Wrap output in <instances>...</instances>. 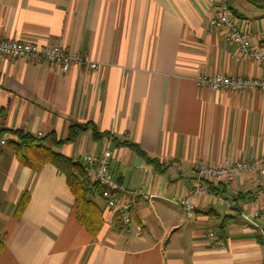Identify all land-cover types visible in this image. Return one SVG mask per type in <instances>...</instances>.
Masks as SVG:
<instances>
[{
	"label": "crops",
	"instance_id": "crops-1",
	"mask_svg": "<svg viewBox=\"0 0 264 264\" xmlns=\"http://www.w3.org/2000/svg\"><path fill=\"white\" fill-rule=\"evenodd\" d=\"M218 1L0 0V38L60 46L97 65L63 72L0 57V264H264V220L253 229L242 217L264 213L254 174L210 181L208 194L191 197V219L181 206L197 166L264 154V93L195 82L215 74L264 78L256 63H236V47L209 29ZM222 1L257 46L264 6ZM85 124L65 142L70 126ZM16 131L73 161L108 148L112 181L141 194L130 223L118 222L95 194L102 225L88 235L75 220L64 176L51 165L33 171L18 162ZM24 192L29 200L16 219Z\"/></svg>",
	"mask_w": 264,
	"mask_h": 264
},
{
	"label": "built area",
	"instance_id": "built-area-1",
	"mask_svg": "<svg viewBox=\"0 0 264 264\" xmlns=\"http://www.w3.org/2000/svg\"><path fill=\"white\" fill-rule=\"evenodd\" d=\"M209 29L213 32L221 30L230 44L237 49L233 56L236 63L243 61L256 63L264 71V37L257 46L249 43V34L242 32L235 21L231 9L222 1L217 2L215 15L208 22ZM0 57L7 59H26L32 62L41 61L49 65H55L61 71L67 72L72 66L85 65L88 69L97 68L96 63L85 56L68 52L60 46L38 47L34 44L20 43L0 38ZM196 85L202 89L211 91H227L232 93H244L259 91L264 93V78H244L241 76H226L222 74L199 75L195 78ZM5 141L0 140V146ZM112 153L108 148L99 154H83L80 161L83 163L86 174L92 183L99 187V197L104 202L105 208L122 225L126 226L131 221L132 206L141 196L140 192H125L112 181L108 165ZM254 174L257 183V199L264 206V154L251 161L222 160L217 166H197L194 171V187L192 192L181 201V206L187 219L193 216L194 206L191 197L197 194H208V183L212 180L233 182L237 176ZM121 196L118 201L116 196ZM244 220L253 229H259L256 219L264 220V213L254 210L250 215H243ZM262 233V232H261ZM263 239V235H262Z\"/></svg>",
	"mask_w": 264,
	"mask_h": 264
},
{
	"label": "trees",
	"instance_id": "trees-1",
	"mask_svg": "<svg viewBox=\"0 0 264 264\" xmlns=\"http://www.w3.org/2000/svg\"><path fill=\"white\" fill-rule=\"evenodd\" d=\"M245 1L259 8L264 6V0ZM88 128L89 124L83 126H70L69 135L65 142H71L79 132L85 131ZM92 133L95 137L96 134L94 131H92ZM1 135L2 133L0 136ZM14 135L16 140L12 141L11 144L16 153L18 162L22 166H26L33 171H37L43 165H51L59 174L64 176L68 189L73 197L72 207L75 220L84 228L88 235L95 237L101 229L102 213L93 202L92 197L95 194L99 195V187L89 180L81 161H73L46 149L42 143L43 139L36 138L21 131L14 132ZM61 143L62 141L54 142L56 145ZM127 146L146 158L144 152H142L136 145L127 144ZM28 200L29 197L26 192L22 193L18 198L14 210V216L16 219L21 216ZM2 248L3 244L0 240V251Z\"/></svg>",
	"mask_w": 264,
	"mask_h": 264
}]
</instances>
